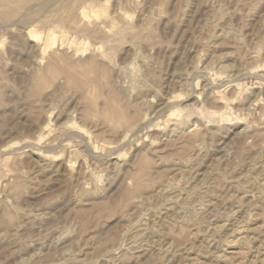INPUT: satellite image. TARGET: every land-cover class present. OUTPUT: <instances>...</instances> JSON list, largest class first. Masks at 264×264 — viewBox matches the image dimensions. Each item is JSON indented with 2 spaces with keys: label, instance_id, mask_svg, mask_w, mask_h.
Listing matches in <instances>:
<instances>
[{
  "label": "rangeland",
  "instance_id": "1",
  "mask_svg": "<svg viewBox=\"0 0 264 264\" xmlns=\"http://www.w3.org/2000/svg\"><path fill=\"white\" fill-rule=\"evenodd\" d=\"M5 1L0 264H264V0H106L152 35L138 42L151 66L144 91L129 90L130 68L111 70L132 117L126 136V124L85 119L80 93L62 84L69 62L103 59L101 36L81 54L70 23L100 0ZM118 48L123 67L131 53ZM55 53L57 78L31 97L32 72Z\"/></svg>",
  "mask_w": 264,
  "mask_h": 264
},
{
  "label": "bare ground",
  "instance_id": "2",
  "mask_svg": "<svg viewBox=\"0 0 264 264\" xmlns=\"http://www.w3.org/2000/svg\"><path fill=\"white\" fill-rule=\"evenodd\" d=\"M12 2H13V0H12ZM20 2H21V0H20ZM2 5H4V4H2ZM96 5H97V8H95L92 5H81L78 10L75 8L76 9L75 11H77V14H79V15L70 12V14H72V17L71 16L69 18L67 17L66 20L70 21L76 15H77V17L78 16L81 17L80 20H77V21L71 20L70 21V23L72 21L74 22L73 24H75V25H73V24H71V25L74 26V28H76V31H78L81 34L80 36L78 35L79 36L78 40H80V43L83 46V50H82L81 54L86 52V50L88 49L89 41L93 40L91 38L95 39V36H96V40H99L98 37L101 36L102 51H100V53H98V54L103 59H101L102 60L101 62H98L99 58L97 57L95 51H93L96 56L93 55L92 52H90V55L85 57L84 59H81L77 62H69L70 63V65H69V77L67 76L68 78L66 79V82H64L62 84H64V86L69 85V88L75 87L77 92L80 93V100L82 98V100H83L82 102L84 103L83 115H84L85 119H89L93 115H98L104 121H108V122L112 121V122H117V123H121V124H126L127 128H126L125 133H124V136H126L128 132L129 133H130V131L133 132V129H134V126L132 124L130 125V122L132 121V117H130L128 115V113L125 112V108H123L125 106V104L123 106V104H122L123 101H121V98L119 96H117L118 92H119V90H117L118 88L116 89L118 91L116 93H114V90L112 88V86L115 85L116 83L119 84L118 79L122 78L123 76L117 79L118 82L115 81L116 83H114V82L112 83L113 79L110 80V76H111V78L114 77V80H115V76L111 75V73H112L111 70H113L115 68L116 69L120 68V71H121L124 69V67H125V69L130 68L129 70H127L128 73L123 72L124 78H125V76H127L128 78L126 77V79H128L130 82L131 87L129 90L133 89L136 91V93L140 92L141 90L144 91L145 85H146L145 82L147 80V76H149L148 70H150L151 66H149L150 63H149L148 58L145 55H142L143 53H141V50L138 46V42L140 44V42H142L143 39L149 40L150 38H148V37H150V36L152 37V35L151 34H150V36L149 35L147 36V34H146V36L142 35V34H144V33H142V30L144 28L142 27V30H141L140 26H139V28L136 27L137 23H135V21H134V23L136 26L134 25V23H131L128 19V14L125 11H121V10L119 11L118 10V11L114 12L113 14L111 12H109L107 10V7L105 6L106 0H100V2H98ZM20 8H22V7H20ZM68 11H69V9L67 10V12ZM73 12H74V10H73ZM91 12H94L92 21L89 20V17L92 16ZM63 16H64V14L61 17L63 18ZM67 16H69V14ZM73 19H75V17ZM77 19H79V17ZM139 21L142 23V21H144V19L142 21L140 19ZM146 22H143L144 25H146L145 24ZM141 23H139V25L143 24V23L142 24ZM148 23L146 26L150 25ZM137 28L140 30H138ZM146 28L148 30L147 32H151V31H149L150 27H146ZM76 34H78V33H76ZM97 35H99V36H97ZM31 36L40 37V35L37 36L36 34H31ZM51 36H53V37H51ZM49 38H51V40H52L53 38H55V35H53V33H50ZM126 38H128L127 39L128 43H126L127 41L126 42L124 41V43H122L123 40ZM141 38H142V40L139 41ZM89 39H91V40H89ZM30 40L35 41L34 39H31V38H30ZM144 42L143 43L145 45H146V43H148L147 40ZM95 44H97V43H95ZM144 44H142V45H144ZM49 45H50V43H49L48 39H45L43 41L42 45H38L40 47H37L36 49H38V51H40V53L43 54V52L45 51V49L47 47H49ZM117 45L119 46V48H122V47H124V45H126L128 48V49H126V52L129 51L131 53L129 60L124 61V58H122L123 60L119 61V62H122V61L125 62V65H123V67H118L117 64L116 65L113 64L112 60H111L113 58V56L115 58L114 54L118 48ZM36 46H37V44H36ZM146 47H148V46H146ZM150 47H153V45ZM142 48H144V47H142ZM122 49H124V48H122ZM121 51H124V50H121ZM129 52H127V53H129ZM2 55H0V61L3 60V58H4V57L3 58L1 57ZM116 55H119V53ZM127 55L129 56V54H127ZM146 55H147V53H146ZM122 56H123V53H122ZM50 57L52 60L50 59V61L45 66L42 65V66H44L43 69L40 68L41 66H37L40 69L37 70L36 69L37 67H36L35 70H37V71L36 72L33 71L30 78H29V80H31V82H29V83H31V86L30 87L28 86L27 88H29L31 90V91H29V92H31V97L34 96L38 92L40 85L45 82V79H46L45 76L50 75L51 79L57 78V76H56L57 70H55L54 67H56V63L59 61V57L56 55V53H55V56L53 54H51ZM116 57H118V56H116ZM38 59H37V61L39 62ZM69 59L71 61L70 57H69ZM104 59H106V60L108 59L107 63L109 65L106 62L105 63L103 62ZM37 61H35V62H37ZM137 61H138V64L136 63ZM120 65H122V64H120ZM76 68H78V71H74ZM71 70H73V71H71ZM118 71H116L117 74H118ZM0 72H1V69H0ZM123 73L121 75H123ZM1 74L2 73H0V76H1ZM117 76L118 75H116V77ZM124 78H123V80H125ZM120 81H121V79H120ZM56 82H58L60 84L61 80L57 79ZM123 82L125 83L128 81H123ZM119 85H122V84H119ZM128 85H129V83H128ZM121 87L123 89H127L126 87H123V86H121ZM120 91L122 93V90H120ZM124 91L128 92L126 90H124ZM98 92L99 93L101 92L103 95H105V97L102 101V104H101V108H99V109L97 108L98 102L96 101V98L98 97L97 96ZM130 92H128V93H130ZM128 93H126L125 95H127ZM122 95H124V92ZM128 95H130V94H128ZM128 95H127V97H129ZM132 96H133V94H132ZM133 97L139 98V97H136V95ZM0 98H1V96H0ZM17 99H19V97L16 98V100ZM128 99H130V101L132 100L130 97ZM136 100L137 99L134 100L135 105L137 103ZM130 101H129V103H131ZM134 101H132V102L134 103ZM133 103H131L132 106H133ZM138 104H139V102H138ZM129 106H131V105H129ZM16 108H17V106H16ZM134 109H135V107H134ZM42 110L43 109H41V107H40V109H37L36 112H38L39 115H42V112H43ZM101 110H103L102 113H101ZM137 111H138V109H137ZM200 111L202 112V108ZM14 113H15V111H14ZM134 113L136 114V111L135 112L133 111V114ZM134 116H136V115H134ZM44 156H46V158H47V154H44ZM147 165L149 166V164L145 161V159L142 158L141 159V168L144 169L147 167ZM99 175L100 174H98L97 176L91 175V177H90V183L94 184L95 188H99L98 185H99L100 180H101V177H100L101 175L100 176ZM137 178H139V177H137ZM126 190L128 191V189H126ZM126 190H125V192H126ZM125 192L123 190V193H125ZM133 193H134V191L132 193H130V195ZM127 195H129V194L126 192L125 196H127ZM130 197H129V199H130ZM124 198H126V197H124ZM240 228H242V227L238 228L239 231L244 229V228H242L240 230ZM239 231H238V233H240ZM247 236H244V237H247ZM246 240H247V238H246ZM248 240H249V238H248Z\"/></svg>",
  "mask_w": 264,
  "mask_h": 264
}]
</instances>
